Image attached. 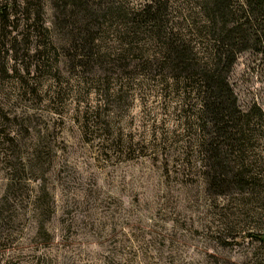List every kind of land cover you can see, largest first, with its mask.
<instances>
[{"label":"rangeland","instance_id":"rangeland-1","mask_svg":"<svg viewBox=\"0 0 264 264\" xmlns=\"http://www.w3.org/2000/svg\"><path fill=\"white\" fill-rule=\"evenodd\" d=\"M41 1L56 49L42 61L25 0H0L17 19L0 29V264H258L264 208L207 181L196 92L133 53L80 66ZM109 30L99 42L120 49ZM227 82L264 112L261 53L237 54Z\"/></svg>","mask_w":264,"mask_h":264},{"label":"trees","instance_id":"trees-1","mask_svg":"<svg viewBox=\"0 0 264 264\" xmlns=\"http://www.w3.org/2000/svg\"><path fill=\"white\" fill-rule=\"evenodd\" d=\"M53 1L63 38L70 43L66 48L73 51L70 58L80 66H103L111 56L133 53L139 62L156 65L164 81L196 92L207 181L218 193L248 196L264 208V112L256 106L241 110L227 82L241 51L253 49L264 57V0ZM42 6L41 0H25L21 12L39 40L34 56L41 61L56 54L43 26ZM173 12L179 13V22ZM14 19L0 9L2 31L8 26L15 30ZM109 29L120 49L99 42ZM143 43L156 47L146 59ZM17 180L11 177L9 185ZM253 236L264 254V232ZM258 264H264V255Z\"/></svg>","mask_w":264,"mask_h":264}]
</instances>
